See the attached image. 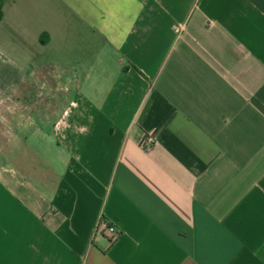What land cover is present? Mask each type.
<instances>
[{
    "label": "crops",
    "instance_id": "crops-1",
    "mask_svg": "<svg viewBox=\"0 0 264 264\" xmlns=\"http://www.w3.org/2000/svg\"><path fill=\"white\" fill-rule=\"evenodd\" d=\"M49 9L4 78L0 264H264V0Z\"/></svg>",
    "mask_w": 264,
    "mask_h": 264
},
{
    "label": "rangeland",
    "instance_id": "rangeland-1",
    "mask_svg": "<svg viewBox=\"0 0 264 264\" xmlns=\"http://www.w3.org/2000/svg\"><path fill=\"white\" fill-rule=\"evenodd\" d=\"M51 0H0V154L3 141V129L7 123L5 108H15L18 100L2 99V91L8 83L4 82L10 76L24 73L28 68L27 64H33L34 33L37 31L40 15L48 14ZM6 15L2 21L1 15ZM44 22V21H43ZM4 83V84H3ZM7 83V84H6ZM9 84L11 90L18 89L17 84ZM6 91L8 89L5 88ZM12 96H14L12 94ZM49 102V101H47ZM55 102V101H54ZM27 107H33V101H26ZM45 120L49 117H38ZM24 117H11V124L23 122ZM30 119V120H29ZM33 117H25V120L32 121ZM20 120V121H19ZM26 121V122H27ZM16 129V128H15ZM13 134H17L14 132Z\"/></svg>",
    "mask_w": 264,
    "mask_h": 264
},
{
    "label": "built area",
    "instance_id": "built-area-1",
    "mask_svg": "<svg viewBox=\"0 0 264 264\" xmlns=\"http://www.w3.org/2000/svg\"><path fill=\"white\" fill-rule=\"evenodd\" d=\"M152 136L153 135L151 134V136L147 137V139H146V143L149 144V145H151L153 143ZM106 231L111 235L112 239L117 237V235H118L117 229L111 224H107Z\"/></svg>",
    "mask_w": 264,
    "mask_h": 264
},
{
    "label": "trees",
    "instance_id": "trees-1",
    "mask_svg": "<svg viewBox=\"0 0 264 264\" xmlns=\"http://www.w3.org/2000/svg\"><path fill=\"white\" fill-rule=\"evenodd\" d=\"M107 222L105 221V220H101L100 222H99V226H98V228L100 229V228H103L104 230H106V226H107Z\"/></svg>",
    "mask_w": 264,
    "mask_h": 264
}]
</instances>
